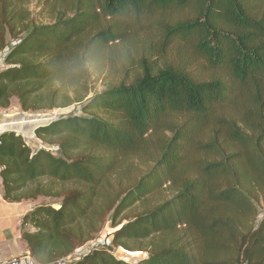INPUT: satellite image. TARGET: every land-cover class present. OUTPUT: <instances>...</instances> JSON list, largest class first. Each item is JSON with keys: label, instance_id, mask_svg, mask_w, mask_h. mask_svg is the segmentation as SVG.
Listing matches in <instances>:
<instances>
[{"label": "trees", "instance_id": "16d2710c", "mask_svg": "<svg viewBox=\"0 0 264 264\" xmlns=\"http://www.w3.org/2000/svg\"><path fill=\"white\" fill-rule=\"evenodd\" d=\"M56 1L68 14L28 24L14 0H0V52L5 32L16 40L0 70V107L13 97L24 111L69 105L67 89L77 100L88 74L83 57L129 27L154 23L161 48L143 55L128 81L92 95L82 114L34 129L58 156L0 132L3 201L60 199L20 218L36 264L66 259L108 215L137 205L111 238L146 250L136 264H264V0ZM134 158L151 164L116 189L113 177ZM164 189L166 198L148 203ZM63 264L129 263L101 247Z\"/></svg>", "mask_w": 264, "mask_h": 264}, {"label": "rangeland", "instance_id": "374dc122", "mask_svg": "<svg viewBox=\"0 0 264 264\" xmlns=\"http://www.w3.org/2000/svg\"><path fill=\"white\" fill-rule=\"evenodd\" d=\"M14 9L27 19V23H47L52 21L55 16L60 14H68V4H63L62 7L58 6L56 0H14ZM103 22L109 24L108 19H104ZM16 25L18 23L16 22ZM20 32L18 37H22L26 32L22 31L20 24L18 25ZM129 30H125V33L120 35L119 39L107 43L101 50L94 49V52L86 54L83 58L86 61L88 74L84 81V84L79 90L75 91L76 98L73 96V91L70 88L67 89V95L72 98V102L66 106H60L55 108H42L35 111H24L21 109L20 104L16 98H10L9 105L7 107H0V132L13 130L19 133L25 143L32 151L37 149H47L54 155L58 156L59 151L57 146L46 141H42L35 137L34 129L37 126L48 124L56 118L67 117L73 115L82 114V106L85 102L95 93L105 90L107 88L116 86L120 82H126L136 70L139 59L147 53H152V50L158 51L160 44L159 28L154 23L150 25H139L135 28L129 27ZM5 49L0 52V70L7 67L4 63V56L8 52V48L16 41L5 32ZM160 51V50H159ZM158 51V53H160ZM168 55V51L164 56ZM74 98V99H73ZM60 102V101H58ZM158 134L151 137L154 140ZM151 140V141H152ZM132 160V159H131ZM128 163V167L123 174L117 173L113 177L115 180L120 176L117 181L116 189L125 187L130 184L135 178L141 175L147 170L151 164V161L142 162L134 158ZM167 184L164 186L166 188ZM2 188L0 185V248L4 255L12 252L22 253L25 250L24 242L20 237L8 236L11 235V229L15 230L18 221H20L21 214L24 210H29L39 204H51L57 206L59 203L58 197H38L34 200L22 201L21 209L18 210L16 204L18 203H6L3 201ZM169 194L168 189H164L161 193L149 195L148 203L155 205L162 201ZM140 208L137 205L132 212L126 211L120 215L116 220H112L110 215L107 216L99 230L95 232L92 239L86 242L82 247L76 249L71 256L55 264H63L71 259L82 256L88 251L101 247H110L113 250V254L116 258L121 259L129 264H136L138 260L145 256L146 250H138V248H124L122 246L115 247L111 244L112 232L116 226L129 219V214ZM258 219L264 214V201L260 200L257 205ZM8 226L6 229V235L1 229ZM19 226V225H18ZM17 226V227H18ZM27 230H33L30 225H26ZM3 239V240H2ZM148 241L135 242L130 241L132 246H141L144 248L148 246ZM128 253H132L134 256L128 257ZM2 254V256H3ZM4 257V256H3Z\"/></svg>", "mask_w": 264, "mask_h": 264}, {"label": "built area", "instance_id": "2783aa9c", "mask_svg": "<svg viewBox=\"0 0 264 264\" xmlns=\"http://www.w3.org/2000/svg\"><path fill=\"white\" fill-rule=\"evenodd\" d=\"M128 257L132 258L133 254L128 253ZM0 264H36V262L28 251H24L8 258L3 257L0 253Z\"/></svg>", "mask_w": 264, "mask_h": 264}, {"label": "crops", "instance_id": "0c3cea01", "mask_svg": "<svg viewBox=\"0 0 264 264\" xmlns=\"http://www.w3.org/2000/svg\"><path fill=\"white\" fill-rule=\"evenodd\" d=\"M17 205V207H19L18 208V210L19 209H21V204H16ZM20 212V214H21V216L26 212V211H28V210H24V211H21V210H19ZM19 222V221H18ZM19 224H17V226H18ZM15 227V230H13V229H11V235L10 234H8V236H15V237H20V235H19V226L18 227ZM8 226L6 225L5 227H2V229H1V231L4 233L3 235H2V237H3V239L5 238V236L7 237V235L5 234L6 233V229H7V231H8V228H7ZM2 239V240H3ZM0 241H1V239H0ZM25 245V244H24ZM26 246H24V248H25ZM25 250H26V248H25ZM0 253L1 254H3L2 253V249L0 248ZM16 254H18V253H16V252H12V253H10V254H6V255H4L3 254V256L5 257V258H8V257H11V256H14V255H16Z\"/></svg>", "mask_w": 264, "mask_h": 264}, {"label": "bare ground", "instance_id": "6f19581e", "mask_svg": "<svg viewBox=\"0 0 264 264\" xmlns=\"http://www.w3.org/2000/svg\"><path fill=\"white\" fill-rule=\"evenodd\" d=\"M130 254H131V253H130ZM134 255H135V254H134ZM134 255H133V256H134Z\"/></svg>", "mask_w": 264, "mask_h": 264}]
</instances>
